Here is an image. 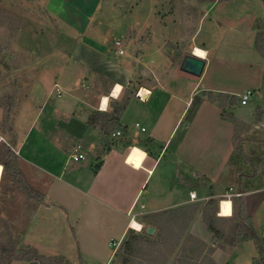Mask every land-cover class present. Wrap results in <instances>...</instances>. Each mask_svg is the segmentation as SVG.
Here are the masks:
<instances>
[{
    "label": "rangeland",
    "instance_id": "obj_1",
    "mask_svg": "<svg viewBox=\"0 0 264 264\" xmlns=\"http://www.w3.org/2000/svg\"><path fill=\"white\" fill-rule=\"evenodd\" d=\"M79 1L68 0L73 6H79L81 4ZM84 1L91 3V0ZM213 5L216 6L213 11L203 18L206 11ZM92 7L93 3L88 9ZM105 8L109 11L99 18L101 10ZM89 10L84 11L83 14L86 15H81L82 20L84 16L89 15ZM94 18L100 19L103 23L96 26V22H93L92 27L96 28L97 37L94 38L91 35L90 37L97 44L94 49L100 54L102 52L98 45L103 46V52L107 54L106 59L109 60V65L123 64L127 68H132L131 57L136 56L138 50L142 49L146 52L148 49L149 56L145 60L150 69H155L162 85L169 89L170 93L175 92L176 96L184 102L188 98L189 87L199 78L189 76V80L186 81L181 78L184 74L173 69L170 64L178 63V58L184 52V42L187 43L190 36L195 35L198 31L197 25L202 20L201 27L206 30L207 34L204 37V32H202L193 41L203 42L212 55L210 56L211 63H208L201 77L202 82L200 83L202 84L197 87L199 94L196 97L206 101L207 92H202L205 89L209 92L212 89L235 90L239 94L250 90L252 95L246 105H238L236 98L237 106L235 105L233 110L232 108L227 109V111L232 110L235 118H242L249 122L247 124L239 120L241 125L237 126L238 128L233 126V143L236 140L237 145L243 150L242 155L246 158L253 154L264 156V119H262L264 118V111H262L264 109V88L261 86V58L254 47V35L264 30V2L258 0H248V2L228 0L220 3L216 0L214 2L208 0H105ZM216 20H221V25H218L220 23ZM256 23L260 26L259 29ZM76 41H81L80 35L50 15L46 10V0H0V137L9 142L14 126L21 138L26 133L31 134V137L36 139L39 149L54 158H59L61 165L73 147V152L85 150L89 155L98 159L97 156L106 150L104 148L113 145L115 140L111 134L105 135L100 132L99 142L87 143L88 146H84L83 141L76 142L74 136L77 131L66 127L64 119L60 117L59 120H55L57 115H60H56L57 109L47 104L40 110L41 101L39 105H35V101H39L41 95L40 92L33 94L34 89L41 84L42 86L46 84L48 88L51 87V90L54 89L56 83L60 84L64 90L70 88L67 78L71 75L65 67L73 65L70 55ZM115 41H120L123 46L126 45L125 56H116L113 53ZM194 42L191 41L193 44ZM77 53L78 51L73 52L75 58L78 57ZM91 64L95 67H108L107 63H100L98 60L91 61ZM142 70L141 66L134 67V75ZM78 80L80 79L76 76L74 81L78 82ZM99 82L102 86L106 84L105 81L104 83ZM137 84L139 85L140 82ZM78 87L77 96L83 92L80 83ZM130 89L135 90V86L124 90L126 91L125 97L131 91ZM55 96V93L48 95L53 99L50 100L51 102L62 101L67 94L56 99ZM191 99L193 100V97ZM133 100L136 105H140L137 99L133 98ZM111 106L112 103H110ZM259 107L262 108L261 118L255 123L253 116L255 117ZM190 109L189 105L170 139L166 159L171 158L175 153L180 154L182 158H190L192 164L186 166L182 164L181 173L185 172L188 175L189 171L195 170V172L205 174L212 180L211 190L219 186V183L228 185L230 175H235V178L232 176L234 181L232 183L235 189L237 186L239 188L236 167L218 168L228 150L231 149L233 124L223 122L219 118L221 110L216 101H206L198 115L196 111L195 116H191ZM139 115V108L133 106L125 114V121L135 133L141 134L140 128L134 127L135 121H142ZM52 118H54L51 121L52 126L47 132L46 143L43 144L35 137L46 132V123ZM96 120L94 114V119L90 121ZM190 122L193 123L186 131L185 127ZM141 124L148 126L143 122ZM64 128L69 129V136L67 133L63 134ZM4 139L0 141V160L7 161L9 169L3 171L0 176V244L14 245L17 255L27 257L31 254L30 248H35L39 255L30 261L13 260L9 264H30L31 262H36V264H98L78 253L73 231L67 226V213L59 208L53 210L43 208L50 206L46 196L47 191L56 192L51 180L55 172H60L61 165L54 167L52 173L47 171L44 173L32 168L18 157L12 162V159L5 154L4 146H8ZM92 156L85 158L84 162L82 160L79 162L80 165L85 164L88 167L87 172L83 174L92 173L96 162ZM77 167L67 162L63 178L68 179L67 174L70 176L82 174L83 169L78 170ZM172 171L171 167L165 168L162 162L155 169L154 175L146 182L148 189L166 178L174 180ZM11 173H17V175L10 177ZM256 175L260 177V180L252 183L251 186L264 187V161L260 163ZM236 182L238 185L235 184ZM167 186L169 185L165 183V188ZM26 187L31 188V193ZM146 194L147 191L144 195ZM164 195L169 198L173 194L164 190ZM259 196L260 194L249 195L247 202L250 203L252 199H255L254 201L260 205L257 207L258 212L253 216V226L264 248V201L261 200L258 203L259 198L262 197ZM143 202L140 200L136 211L141 210ZM84 205V202H80L79 207L76 205L72 210L78 208L76 214L79 215L80 207ZM40 207H42L41 210H39ZM201 207L197 209V213L184 228L182 238L177 240L174 237H177L183 225L173 235V232L163 229L161 223H155L154 226V223L152 225L149 220H143L146 215H158L161 212L153 214L140 212L135 216V220L145 225L142 233L148 226L154 227L153 236L156 234V243L155 246L142 244L144 253L134 257L135 263L131 264L141 262L143 264H253L254 259L259 260L260 257H264V253L259 252L254 240L246 241L241 246L236 245L237 247L222 244L217 239L214 240L199 215ZM233 225L234 222L228 221V223L220 224L219 227L227 234ZM119 246L117 247V239H111L106 249L110 252L113 249L116 251ZM103 249L106 250L104 246ZM146 249L151 252L155 251L154 256H149L147 254L149 252H145ZM211 249L214 250L213 253ZM2 256L0 255V264H7L2 260Z\"/></svg>",
    "mask_w": 264,
    "mask_h": 264
},
{
    "label": "crops",
    "instance_id": "obj_2",
    "mask_svg": "<svg viewBox=\"0 0 264 264\" xmlns=\"http://www.w3.org/2000/svg\"><path fill=\"white\" fill-rule=\"evenodd\" d=\"M216 1H218V3L222 2L219 0ZM239 1L248 2V0ZM79 2L81 3L79 6H73L68 0H46V10H48L50 15L59 19L62 24L80 35L81 41H76L72 54L70 55L73 65L71 67H65L68 68V72L71 75L67 78V84L70 88L64 90L60 84L56 83L54 89L51 90V87L48 88L49 86L47 87L46 84L43 86L41 84L37 87L38 89H34L33 94L36 95V93L40 92L41 95L39 101H35V105H39V102L41 101L42 104L40 105V110L47 104H49L51 108L57 109L56 115H60H57V119L55 120H59L60 117L64 119L66 127L68 126V128L77 131V134L75 136L73 135L76 142L83 141V145L88 146L87 143L92 142V144H94V142H99L101 139L97 120L90 121V119H94V114L99 111L100 98L108 95L116 84L123 85L124 90L129 89L131 86H135V90L130 89L131 91H129V94L126 97V91H124L118 101H110V103L114 105L115 103L122 102L124 99L129 100L128 105L120 117L119 125L113 130V133L116 130H120L122 135L120 137H114L115 140L113 145H110V150L108 152H103L100 156L95 155L98 159L89 155L85 150H79V152L84 155V159L88 156H92L96 160L92 173H89V175L83 174L88 170L87 165H80V161L72 163L70 157L73 153L74 147L68 152L66 160L61 165L59 164V158H54L49 153L42 152L39 149V146L36 144V139L32 138L31 134L26 133V135L21 138L14 126L12 134L9 137L10 141L7 142V140H4L18 159H21L34 169L44 173L46 171L52 173L54 167H60L61 165L60 172H55L53 180H51L56 192L47 191L46 196L49 200L50 206H45L43 208L45 210L59 208L67 213V226L73 231L76 248L80 255H85L92 261L98 262V264H110L115 250L113 249L110 252L107 251L106 247L109 245L111 239H117V247L120 245L128 229H130V222L136 218H132V215L137 216L140 212L143 214H153L190 204L204 206L209 199L218 200L219 212L222 200L227 199L232 203V198L234 196L228 198L226 195L229 193L235 194L233 190L234 181L232 180V176L235 178V175H230L228 177V185L225 186V184L219 183V186L211 190L212 180H210L205 174L195 172V170L189 171L188 175L185 172L181 173L180 170L182 164H184V166L192 164L190 158H182L180 154L175 153L171 158L166 159L170 139L190 105L191 98L199 94V88L197 87L202 84L200 83L201 77L208 63H211L210 56L212 53L210 49L203 42L196 43L193 41L194 38L196 40L202 32H204V37L207 34L206 30L201 27L202 20L197 25L198 31L195 32V35L190 36L187 43L184 42V52L180 55V58H178V63L170 64L173 69L184 74L181 78L187 81L189 80V76L192 75L182 72L179 68L183 56L186 54L194 55L193 49L196 47L206 51L208 54L204 59L206 64L202 75L198 77V80L196 79L197 81L192 86L189 87L188 98L184 102V100L182 101L176 96L177 94H175V92L170 93L168 91L169 89L162 85L161 79L155 69H150L145 60V58L149 56L148 49L146 52H143L142 49L138 50L137 55L131 57L132 68H127L125 65L123 66V64H115L114 66L109 65V60L106 59L107 54H104L103 52V46L98 45L100 47V52H102V54H100L99 51L94 49V46L97 44H95L91 38L97 37L96 28L92 27L93 22H96V26H100V23H103L100 19H95L94 15L100 9V5L105 3V0H91L93 7L90 10L88 9L89 5H91L90 2L84 0H80ZM216 6L213 5L210 7L203 18H205L209 12L213 11ZM85 10H89V15L87 17L84 16L82 20L81 15H86L83 14ZM108 11L109 10H106V8L102 9L99 18ZM230 19L231 17L229 20ZM220 21L221 20H216V22L220 23L218 25H221ZM255 37L256 35H254V40ZM191 41L194 42V44L191 43ZM141 45L143 44L141 43ZM125 47L126 45H124V49ZM76 51H78L77 58L73 55V52L76 53ZM125 54L126 51L122 56H125ZM259 57L261 58V76H264V59H262L260 55ZM96 60L100 61V63H107L108 67L101 68V66H93L91 61ZM137 66H141L144 71L142 70L140 73L138 72L137 75H134V67ZM76 76L80 79L78 82L74 81ZM193 77L194 76L191 78ZM149 79L151 81H149ZM99 81H102V83L105 81L106 84L102 86ZM138 82H140L139 85L137 84ZM78 83H80V88L83 90L79 96H77L76 92L79 88ZM141 88L148 89L151 92L150 97H148L146 102L143 103L135 96V93L139 92ZM48 89L50 90L48 91ZM56 90L60 91V96H57ZM208 90L211 89L208 88ZM202 92L209 91L205 89ZM210 92L215 96L219 93H226L237 98V95H239V92H236L235 90L212 89ZM54 93L56 95L55 99L57 97L61 98L63 94H67V96L64 97L62 101L51 102L50 100L53 99L49 98L48 95ZM133 98L137 99L140 102V105H136ZM237 100L239 105V99L237 98ZM206 101L208 102V100ZM206 101L204 100L201 106H199L197 115ZM132 104L133 106H136V108H139L141 122L146 123L149 126L145 127L140 121H135L134 127H136L135 124L138 123L137 128H140L141 134L139 132L135 133L127 121H125V114L131 107H133ZM259 108L260 110L262 109L261 107ZM232 110L230 109L231 112ZM262 111H264V109H262ZM220 114L219 118L221 119ZM237 119L249 124L248 121H245L242 118ZM253 119V122H255L254 116ZM53 120L54 118L46 123V132L35 137L38 141H42L43 144L46 143L47 132L50 126H52L51 121ZM223 122L228 121L223 120ZM192 123L193 122L187 124L188 127H185L186 131L190 129ZM230 124L232 125V123ZM68 128H64L63 130V134L67 133V136H69L70 133ZM142 128L144 129L143 131ZM231 132V149L228 150L222 164L218 166V168L224 166L228 168L230 167L228 163L230 156L233 153V125ZM133 148L143 149L148 154V158L143 162V167L138 171L134 170L133 166L126 163V159L131 154ZM22 156L24 157L22 158ZM84 161L82 160V162ZM67 162L78 166V170L83 169L82 174L78 173L76 176H70L67 174L66 176L68 179H64L63 176L65 175L63 172H65ZM162 162H164L165 168L171 167L173 169L172 173L174 174V180L166 178L154 185L151 189H148V183L146 182L149 177L151 178L154 175L155 169ZM98 163H101V165L97 171L94 172V167ZM0 176H2V174H0ZM216 181H218V179H216ZM165 183L169 185L166 188ZM164 190L170 191L173 194L172 197L166 198ZM59 191L63 193H60ZM146 191L147 194L144 195ZM192 192L196 193L195 201L190 198L189 194ZM253 194H260V196H262L261 199L259 198L258 203L261 200L264 201V187H256L253 191L241 194L245 212L251 217L254 225L253 216L258 212L259 208L257 209V207L260 205L254 201L255 199H252L250 203L247 202L248 196ZM140 200L144 201L141 205L143 208L136 211L135 209L137 204L140 203ZM80 202H84L85 205L80 207V214L77 215L78 208H75L74 210L72 209L76 205L79 207ZM148 206L151 208H146ZM41 208L42 207H40L39 210H41ZM104 239L106 240L105 242ZM244 243L245 242L238 244L237 246H241ZM103 246L106 250L103 249Z\"/></svg>",
    "mask_w": 264,
    "mask_h": 264
},
{
    "label": "trees",
    "instance_id": "obj_3",
    "mask_svg": "<svg viewBox=\"0 0 264 264\" xmlns=\"http://www.w3.org/2000/svg\"><path fill=\"white\" fill-rule=\"evenodd\" d=\"M208 1L214 2L215 0H208ZM219 1H228V0H219ZM259 1L264 2V0H259ZM256 26L258 27V29L260 28V26L257 25V23ZM254 41H255L254 43L255 50L260 54L262 59H264V30L256 34ZM262 88H264V76H262ZM207 95L208 98L206 99L208 101H216L219 104L221 108L220 115L222 120L232 123L235 128H238L239 125H241V122L232 115V112L227 111V109L233 108L236 105L235 96H231L226 93H219L217 96H215L211 92H207ZM203 101L204 99H201L196 96L193 97V100L190 104V108H191L190 113H192L191 116H195L196 111L198 110L199 106L203 103ZM128 102H129L128 99H124L122 102L115 103L114 105H112L111 106L112 109L109 112H101V111L96 112L95 116L97 119V125L99 126L100 132H102L105 135L113 133L115 127L119 125L120 117L124 112L126 106L128 105ZM261 113H262L261 110L258 109L255 115V122L260 121ZM109 148L110 146L104 148L106 149L104 150V152H108L110 150ZM4 149L6 151L5 152L6 156L12 159V162L17 160V156L9 147L4 146ZM242 154H243V150L241 147H239V145H237L235 140V142L233 143V153L230 156L228 163L229 166L236 167L237 169L236 172L237 175L239 176L238 178L239 188H237L238 186L236 187V189L233 188L235 194H242L256 189V186L253 187L251 186V184L260 180V177L256 175V172L257 169L259 168L260 163L264 161V156H262V154H257V155L253 154L249 158H246ZM0 164L3 165V171L9 169V164L4 159L0 160ZM100 165L101 163H98L94 167V172L97 171ZM16 175L17 173L14 174L11 173L10 177H14ZM238 182H236L235 184L238 185ZM26 189L28 192L31 193L30 187H26ZM223 201H229V200H222V202ZM232 203H233V214L231 217H219L217 215L218 200L209 199L203 207L194 204L180 206L177 208L169 209L167 211H162L158 215H146L144 217L145 219L143 220H149V222H152V225L154 223V226L155 223H161L163 225V229L173 232V235L175 234L176 230H178L181 227V225H183V227L180 228L177 237H174L177 240L182 238L184 234L183 233L184 228L197 213V209L201 207V213H200L201 218L203 220L204 225L206 226L207 231L212 234L213 236L212 238L214 240L217 239L222 244L229 245L232 247L249 240H254L258 245L259 252L264 253V248H262L260 239L254 230L252 219L245 212L242 196H234L232 198ZM223 221L227 223L228 221L234 222L233 227L227 231V234H225L226 232L224 233V231L221 230V227H219L220 224L224 223ZM155 240H156V234L154 236L153 235L149 236L145 232L142 233L141 231L140 233H136L135 231L128 229L126 235L124 236L122 242L120 243L119 248L113 254L110 264L114 262H120L121 264L135 263L133 261V258L138 257L139 254L144 253L141 245L147 244V245L155 246L156 243ZM146 250L147 251L145 252H149L147 253L149 256H154L155 251L151 252L148 249ZM30 251L31 254H28L27 257L21 256L15 253L14 245L2 244V243L0 244V255H3L2 260L7 264L11 263L13 260L30 261L39 256L35 248H30ZM213 251L214 250L211 249L212 253ZM140 264L143 263L141 262ZM253 264H264V257L262 258L260 257L259 260L254 259Z\"/></svg>",
    "mask_w": 264,
    "mask_h": 264
},
{
    "label": "clouds",
    "instance_id": "obj_4",
    "mask_svg": "<svg viewBox=\"0 0 264 264\" xmlns=\"http://www.w3.org/2000/svg\"><path fill=\"white\" fill-rule=\"evenodd\" d=\"M194 55L201 58V59H205L207 57V52L204 50H201L199 48L194 50ZM124 92V87L123 85L120 84H116L113 86L112 91L106 95V96H102L100 98V105H99V111L101 112H109L110 111V101L111 100H119L120 96L123 94ZM138 97L140 98L141 102H146V100L148 99V97H150L151 92L148 89H144L141 88L139 90V92L137 93ZM4 138L0 137V141H2ZM131 158V162L130 161ZM148 158V154L146 151H144L143 149H137V148H133V150L131 151V154L129 155V157L126 159V163L128 165L133 166L134 170H140L143 167V162ZM3 172V165L0 164V174H2ZM190 198L195 201L196 199V193L192 192L189 194ZM233 214L232 211V203L231 201H227V202H222L220 205V211L217 213V215L219 217H231ZM129 227L131 230L140 233L141 231H143L145 225L135 219H133L130 224Z\"/></svg>",
    "mask_w": 264,
    "mask_h": 264
},
{
    "label": "built area",
    "instance_id": "obj_5",
    "mask_svg": "<svg viewBox=\"0 0 264 264\" xmlns=\"http://www.w3.org/2000/svg\"><path fill=\"white\" fill-rule=\"evenodd\" d=\"M113 49H114V53L117 56H122L125 53V49L123 44L120 41H115V43L113 44ZM57 96H60V91L56 90ZM138 92H136L135 96L140 100V98L137 95ZM252 95V92L250 90H247L245 93L239 94L237 95V98L239 99V103L240 105H246L249 97ZM135 126H138V123L135 124ZM144 129L142 128V131ZM122 135L120 130H116L114 133H112V137H120ZM72 162H79L81 160H84V155L82 153H80L79 151L75 150L71 157H70ZM228 198L232 197V196H239V194H232L229 193L226 195ZM143 208V207H141ZM135 217V215H132V218Z\"/></svg>",
    "mask_w": 264,
    "mask_h": 264
},
{
    "label": "water",
    "instance_id": "obj_6",
    "mask_svg": "<svg viewBox=\"0 0 264 264\" xmlns=\"http://www.w3.org/2000/svg\"><path fill=\"white\" fill-rule=\"evenodd\" d=\"M206 61L195 55L186 54L183 56L180 63V70L184 73L192 75L194 77H200L204 70ZM154 227L148 226L145 233L149 236H152L154 233ZM30 264H36V262H31Z\"/></svg>",
    "mask_w": 264,
    "mask_h": 264
},
{
    "label": "bare ground",
    "instance_id": "obj_7",
    "mask_svg": "<svg viewBox=\"0 0 264 264\" xmlns=\"http://www.w3.org/2000/svg\"><path fill=\"white\" fill-rule=\"evenodd\" d=\"M195 49H197V47H196V48H194V49H193V51H194ZM199 49H200V48H199ZM223 202H227V201H223Z\"/></svg>",
    "mask_w": 264,
    "mask_h": 264
},
{
    "label": "snow or ice",
    "instance_id": "obj_8",
    "mask_svg": "<svg viewBox=\"0 0 264 264\" xmlns=\"http://www.w3.org/2000/svg\"><path fill=\"white\" fill-rule=\"evenodd\" d=\"M129 162H131V158H130V161Z\"/></svg>",
    "mask_w": 264,
    "mask_h": 264
}]
</instances>
